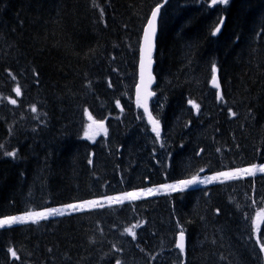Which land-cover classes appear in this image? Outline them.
Wrapping results in <instances>:
<instances>
[{"label":"trees","instance_id":"16d2710c","mask_svg":"<svg viewBox=\"0 0 264 264\" xmlns=\"http://www.w3.org/2000/svg\"><path fill=\"white\" fill-rule=\"evenodd\" d=\"M158 4L159 138L133 93L142 31ZM89 115L103 119L106 134L86 135ZM0 116V218L101 201L203 168L258 166L264 0H0ZM13 150L15 158L3 154ZM255 213H264V175L2 228L0 264H261ZM181 227L183 255L174 247Z\"/></svg>","mask_w":264,"mask_h":264},{"label":"snow or ice","instance_id":"6c2138e0","mask_svg":"<svg viewBox=\"0 0 264 264\" xmlns=\"http://www.w3.org/2000/svg\"><path fill=\"white\" fill-rule=\"evenodd\" d=\"M228 3H229V0H211L212 5H216V4L227 5ZM161 7L162 5L158 4L157 7L152 11L151 18L148 20L147 26L145 27L144 32H143V44L140 49V52H141V60H140L141 85L137 86V93H140L141 87H143V91L145 92V98L153 94L147 91V86L152 81V73L150 71L151 54H152V49H153V38L155 37V34H156V21L160 13ZM100 15H101V19L103 20V17H104L103 9H101ZM219 30H220L219 27H217L215 32H219ZM215 32L213 34H215ZM217 72H218V69L216 65L213 64L211 66V84L214 88L219 90L220 84L218 82ZM9 75L11 76L13 80L16 79V76L12 74L11 72L9 73ZM145 77H147V79H145ZM13 91L15 92V95L17 97H20L22 95V89L19 85H17L13 89ZM216 95H217V99L223 102L224 100L223 95L219 91L217 92ZM5 99H7L8 102L13 105L17 104V100L14 98L5 97ZM189 103L192 104V107L194 109L199 110L198 104H196L193 101H189ZM31 111L35 113L37 111V107L35 105H32ZM147 111H148L147 107H145V112ZM229 112H230V115L233 117L237 115V113L232 112L231 109H229ZM89 120L92 121V123L89 124L88 126L89 129L95 128L97 134L101 130L104 131L105 134L107 133V129L105 128L103 119L97 121V120H94L91 115H89ZM149 121L153 124L152 131L156 134L157 138H159L160 136L159 122L156 120H153L150 113H149ZM9 131L11 132V129ZM86 135H88V133H86ZM2 148H3V145H0V149ZM217 151H219V149ZM3 154L5 156L12 157V158H15L17 156V152L15 150L5 151ZM89 163H91V161H89ZM257 170L264 172V164H261L258 169H257V165L253 164L248 168H238V169L230 170V171H221V172L216 173V176L214 178L205 177L204 179H201L199 175L197 174V175L192 176L190 179L179 180L176 184L161 185L160 188L170 189L171 191L184 190L188 188L189 186H196L197 184L210 183L212 179L222 178L221 182H223V181L237 179L242 175L252 176V175H255V172ZM201 171H203V169H201ZM145 191L147 195H154L157 191H159V189L148 188ZM142 194L143 193H138V192H125L121 196H114V197L109 196V197H106V199L110 203L120 204V203H123L125 199L130 200V201L137 200L140 198ZM86 206L90 208L103 207V205L100 203L99 200H89V201H84L82 203L68 204L65 207L72 209V211L75 212V211L85 209ZM63 214L64 213L62 211L56 208H45L43 211H26L23 216H8L3 219H0V229L5 228V226L11 227L12 225L17 224V223H25L29 220L32 223H38L40 220L47 219L50 216L63 215ZM261 215H264V213H262ZM125 231L126 233L130 234L133 239H136V233L132 229H126ZM257 231H259V229H257ZM256 243L259 245L260 251L264 252V243L261 242L259 236L256 237ZM175 247L179 249V252L181 255L185 253V247H186L185 233L182 227H181V230L179 231L178 240L175 243ZM141 250L143 251V249ZM117 251H121V249H117ZM8 253H10L11 258L15 260H19V256L13 248H9ZM152 259H156V258L152 257ZM116 264H122L121 260L117 259ZM180 264H185V260L182 259L180 261Z\"/></svg>","mask_w":264,"mask_h":264},{"label":"rangeland","instance_id":"374dc122","mask_svg":"<svg viewBox=\"0 0 264 264\" xmlns=\"http://www.w3.org/2000/svg\"><path fill=\"white\" fill-rule=\"evenodd\" d=\"M88 131L89 132H91V129H88ZM248 167H250V166H248ZM248 167H242V168H248ZM259 168V167H258ZM257 168V169H258ZM257 172H259L258 174H260L261 173V171H259V170H257ZM255 174H256V172H255ZM216 176V174H214L212 177H209L208 176V178H214ZM240 177H244L243 175L242 176H240ZM200 178L201 179H204V176H200ZM221 179L222 178H220V179H212L211 180V182L210 183H212V181L213 182H221ZM234 180V179H233ZM179 180H177V181H172L171 183H167V184H176L177 182H178ZM229 181H232V180H229ZM224 182V181H223ZM207 184V183H206ZM206 184H197L196 186H189L188 188H186V189H188L189 190V188H199V187H201L202 185H206ZM160 186L161 185H157V186H153V187H146V188H143V189H135V190H129V192H138V193H143L141 196H140V198L139 199H142L143 197H153L154 195H161V194H165V193H172V192H177V191H171L170 189H166V188H164V189H161L160 188ZM148 188H153V189H159V191H157L154 195H147V193H146V189H148ZM186 189H184V190H186ZM123 193H121V194H117V195H114V196H121ZM113 196V197H114ZM106 197H109V196H106ZM138 200V199H137ZM128 200L127 199H125L124 201H123V203H125V202H127ZM101 204L103 205V206H106V205H113V204H115V203H110L106 198H103V199H101ZM118 205V204H117ZM57 209V208H56ZM60 211H62L64 214L63 215H67V213L68 214H71V213H75V212H82V210H79V211H75V212H73L72 211V209H69V208H66V207H60V208H58ZM89 209H93V208H90V207H85V209H83V210H89ZM25 213H23L22 215H19V216H23ZM56 216V215H55ZM59 216V215H58ZM50 217H53V216H50ZM0 219H3V218H0ZM253 220H254V218H253ZM30 221V220H29ZM17 224H19V223H17ZM17 224H14V225H17ZM23 224V223H22ZM5 227H8V226H5ZM253 230H254V232H256V234H255V237H257V236H260V240H261V242L263 241V239H264V233H262L261 231H257V229L255 228V226H253ZM260 233H262L261 235H259Z\"/></svg>","mask_w":264,"mask_h":264},{"label":"water","instance_id":"95a60500","mask_svg":"<svg viewBox=\"0 0 264 264\" xmlns=\"http://www.w3.org/2000/svg\"><path fill=\"white\" fill-rule=\"evenodd\" d=\"M155 9V8H154ZM160 16V13L157 17V21H156V34H155V37L153 38V49H152V54H151V68H150V71L152 73V81L150 84H148L147 86V91L150 92V93H153L151 91L152 87L156 84V81H155V75H154V67H155V60H154V57H153V54L156 52V48H157V45H156V41H157V37H158V28H159V21H158V18ZM151 18V15L149 17V19ZM148 19V20H149ZM147 26V24H146ZM143 44V38H142V41H141V46ZM141 49V47H140ZM139 78H138V85H141V76H140V73H141V69H140V60H141V52L139 53ZM145 79H147V77H145ZM135 93H136V101L139 100L140 101V105L142 107V109L145 111V107H147V110L149 111V102L150 100L154 97V93L152 95H149L145 98V92L143 91V87H141V91L140 93H137V87L135 89ZM148 111L146 113H148ZM257 225H260L259 223H257ZM185 242H186V236H185ZM186 248V247H185ZM261 255H263V264H264V252H261Z\"/></svg>","mask_w":264,"mask_h":264},{"label":"bare ground","instance_id":"6f19581e","mask_svg":"<svg viewBox=\"0 0 264 264\" xmlns=\"http://www.w3.org/2000/svg\"><path fill=\"white\" fill-rule=\"evenodd\" d=\"M73 3H74V1H73ZM256 3V2H255ZM263 3V2H262ZM261 4V3H260ZM74 5V4H73ZM258 5V4H257ZM111 6L113 7V4H111ZM255 6V5H254ZM259 6V5H258ZM74 8V7H73ZM154 8H156V7H154ZM154 8H153V10H154ZM76 9V8H75ZM256 9V8H255ZM15 10V9H14ZM70 10V9H69ZM73 11H74V9H73ZM83 11V10H82ZM70 12V11H69ZM161 12V11H160ZM171 12V11H170ZM234 11H232V13H233ZM152 13V12H151ZM10 16V15H9ZM148 17V16H147ZM233 17V16H232ZM71 18V17H70ZM159 18H160V16H159ZM159 18H158V21H159ZM229 18H231V17H229ZM204 20H205V23L207 24V26H208V23H212V19H211V15L210 14H206V16L203 18ZM232 19V18H231ZM71 20H72V18H71ZM146 20V18L144 19V21ZM234 20V19H233ZM147 21V20H146ZM230 21H232V20H230ZM230 21H228V22H230ZM78 22H79V20H78ZM160 22V21H159ZM245 22V21H244ZM88 23V22H87ZM147 23V22H146ZM224 23H226V22H224ZM231 23V22H230ZM82 24H84V23H82ZM85 25V24H84ZM146 25V24H145ZM225 25H228V24H225ZM230 25V24H229ZM70 27V26H69ZM226 27V26H225ZM82 29V28H81ZM144 29H145V27H144ZM144 29H143V31H142V38H143V32H144ZM222 29V28H221ZM226 29H228V28H226ZM159 30V29H158ZM87 33H89L88 31H87ZM81 35H82V33H81ZM142 38H141V40H142ZM243 40V39H242ZM247 40V39H246ZM244 41V40H243ZM242 41V42H243ZM248 43V42H247ZM244 45V44H243ZM246 45V44H245ZM242 46V45H241ZM240 46V47H241ZM254 47V46H253ZM220 52V51H219ZM156 53V52H155ZM155 53L153 54V55H155ZM237 54V53H236ZM224 64L226 63V62H223ZM224 67V66H223ZM139 62L137 63V72H139ZM155 68H154V75H155ZM155 81H156V77H155ZM120 99V98H119ZM122 99V98H121ZM120 99V100H121ZM128 102H129V100H128ZM130 102H133L132 100L130 101ZM8 103V102H7ZM10 104V103H9ZM128 104V103H127ZM158 105H157V109L161 106V101H158V103H157ZM114 105V104H113ZM112 105V106H113ZM123 105V104H122ZM115 106V105H114ZM116 110H117V108H116ZM117 111H119V110H117ZM121 111V110H120ZM124 111V110H123ZM126 111V110H125ZM141 112V111H140ZM121 113V112H120ZM135 114V113H134ZM121 115V114H120ZM125 115V114H124ZM4 116V115H3ZM3 116H0V118H2ZM134 116V115H133ZM136 116V115H135ZM4 118V117H3ZM137 119V118H136ZM1 120V119H0ZM3 120V119H2ZM134 120V119H133ZM140 120V119H139ZM143 120V119H142ZM141 121V120H140ZM142 122V121H141ZM139 123V122H138ZM134 124V123H133ZM137 124V123H136ZM140 125V124H139ZM136 126V125H135ZM134 126V127H135ZM140 126H142V125H140ZM136 127H138V128H140L138 125L136 126ZM140 131V130H139ZM136 133V132H135ZM145 137V136H144ZM160 137V136H159ZM191 137V136H190ZM132 138V137H131ZM146 138V137H145ZM135 139V138H134ZM152 139V138H151ZM155 139H156V137H155ZM124 140V139H123ZM128 140V139H127ZM125 141V140H124ZM148 141V140H147ZM146 141V142H147ZM161 141V140H160ZM162 142V141H161ZM147 144V143H146ZM149 144H150V142H149ZM153 144V143H152ZM141 145V144H140ZM155 145V144H154ZM123 146H124V144H123ZM143 146V145H142ZM152 146V145H151ZM156 146H157V143H156ZM160 146V145H159ZM138 147V146H137ZM155 147V146H154ZM158 147V146H157ZM156 148V147H155ZM154 148V149H155ZM120 149V151H121V148H119ZM150 149V148H149ZM153 150V149H152ZM137 151V150H136ZM152 153V152H151ZM157 155V154H156ZM179 156V155H178ZM190 155H189V153H187V154H185V156L184 157H181V158H179V160L177 161V165H176V167L175 168H177V167H179V166H181L182 164H183V162L186 160V159H188V157H189ZM156 158V157H155ZM154 158V159H155ZM198 164H192L191 165V167L190 168H192V167H196ZM107 183V182H106ZM132 186V185H131ZM133 189V188H132ZM109 195V194H108ZM197 204L199 205V206H202V205H204V202H197ZM145 209V208H144ZM127 252H129V253H132L133 252V250L132 251H130V250H127ZM63 264V263H62Z\"/></svg>","mask_w":264,"mask_h":264}]
</instances>
